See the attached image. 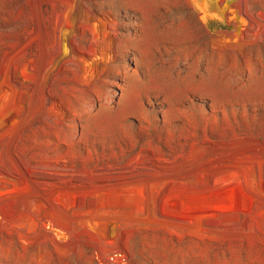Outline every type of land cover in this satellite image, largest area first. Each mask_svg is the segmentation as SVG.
Returning a JSON list of instances; mask_svg holds the SVG:
<instances>
[{"label": "rangeland", "instance_id": "obj_1", "mask_svg": "<svg viewBox=\"0 0 264 264\" xmlns=\"http://www.w3.org/2000/svg\"><path fill=\"white\" fill-rule=\"evenodd\" d=\"M264 264V0H0V264Z\"/></svg>", "mask_w": 264, "mask_h": 264}, {"label": "built area", "instance_id": "obj_2", "mask_svg": "<svg viewBox=\"0 0 264 264\" xmlns=\"http://www.w3.org/2000/svg\"><path fill=\"white\" fill-rule=\"evenodd\" d=\"M111 264H126V259L120 254L113 253L109 256Z\"/></svg>", "mask_w": 264, "mask_h": 264}]
</instances>
